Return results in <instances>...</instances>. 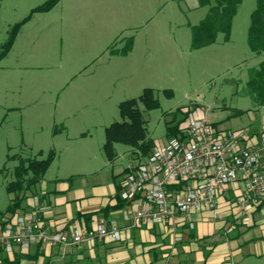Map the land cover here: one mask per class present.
<instances>
[{"label":"rangeland","instance_id":"1","mask_svg":"<svg viewBox=\"0 0 264 264\" xmlns=\"http://www.w3.org/2000/svg\"><path fill=\"white\" fill-rule=\"evenodd\" d=\"M0 0V211L21 158L56 155L46 178L85 175L90 183L143 160L140 151L114 144L103 150L105 128L122 120L119 103L152 87L159 106L143 112L147 136L165 142L168 121L208 112L224 127L264 130V105L247 81L264 59L247 42L256 0H242L229 40L193 48L192 25L207 14L199 0ZM22 22L3 54L14 26ZM168 90L171 93L168 94Z\"/></svg>","mask_w":264,"mask_h":264},{"label":"built area","instance_id":"2","mask_svg":"<svg viewBox=\"0 0 264 264\" xmlns=\"http://www.w3.org/2000/svg\"><path fill=\"white\" fill-rule=\"evenodd\" d=\"M183 131L181 137L157 143L145 159L123 172V223L99 214L88 227L72 221L57 228L44 221L39 210L47 206L34 197V209L1 217L0 247L13 254L28 252L34 245L120 241L130 228L155 223L165 225L179 241V229L194 228L195 215L203 211L250 225L252 212L264 200V130L222 127L205 112L189 119ZM226 188L233 196L223 210Z\"/></svg>","mask_w":264,"mask_h":264},{"label":"crops","instance_id":"3","mask_svg":"<svg viewBox=\"0 0 264 264\" xmlns=\"http://www.w3.org/2000/svg\"><path fill=\"white\" fill-rule=\"evenodd\" d=\"M220 126L224 127L221 122ZM122 175L104 185L88 182L85 175L54 179L44 175L27 198L28 210L35 208L37 197L40 206H47L39 210L47 224L63 229L78 221L89 226L92 219L87 215L115 204ZM232 196V190L226 188L221 197L223 210ZM122 207L110 209L106 216L123 223ZM179 230L183 233L179 241L165 225L155 223L130 228L120 241L34 245L30 252L38 251V255L23 258L21 264H264V200L252 212L250 225H242L230 215L217 219L213 212L203 211L195 215L194 228ZM15 252L7 255L12 258Z\"/></svg>","mask_w":264,"mask_h":264},{"label":"trees","instance_id":"4","mask_svg":"<svg viewBox=\"0 0 264 264\" xmlns=\"http://www.w3.org/2000/svg\"><path fill=\"white\" fill-rule=\"evenodd\" d=\"M58 1L59 0H46L32 9V12L48 11ZM241 1L242 0H199L200 5H209V9L199 23L191 27V46L193 48H199L212 44L216 41L219 32L224 33L225 40H229L232 20ZM22 22L23 21L17 23L12 29L3 54L12 46ZM247 42L251 51L255 54L264 52V0H256V6L250 16ZM247 85L257 104L264 105V59L257 67L251 69ZM169 93H171L170 90H168V94ZM138 102H142L148 110L159 106V100L156 98L155 90L152 87H145L137 98L134 97L120 101L119 111L122 120L113 121L105 128L103 150L108 159L112 160L116 155L114 150V144L116 142H122L136 147L140 151L143 159L151 153L156 145L153 140L147 136L145 119L143 112L138 106ZM179 112V110L175 111L174 118L168 121V139L184 135L182 122L185 120L188 111L183 112L178 121H176L175 119ZM55 155V151L50 150L46 158H21L20 163L15 168V179L8 181L6 184V189L9 193H12V197L10 198L7 208L4 211H0V217L5 214L24 213L29 211L26 203L27 198L36 191L35 187L44 178ZM114 198V205H107L96 212L97 214L87 215V218L91 220L99 214L107 215L110 209L122 207L124 205V201L120 196V184ZM37 255L38 251L33 253L30 252V250L26 253L17 251L11 258L7 255V252L0 247V264H21L23 258L35 257Z\"/></svg>","mask_w":264,"mask_h":264}]
</instances>
